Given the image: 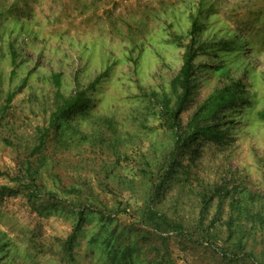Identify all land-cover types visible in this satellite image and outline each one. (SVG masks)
I'll return each instance as SVG.
<instances>
[{
	"label": "rangeland",
	"instance_id": "obj_1",
	"mask_svg": "<svg viewBox=\"0 0 264 264\" xmlns=\"http://www.w3.org/2000/svg\"><path fill=\"white\" fill-rule=\"evenodd\" d=\"M55 74L86 105L50 125ZM3 185L18 192L0 199V264H264V0H0ZM210 195L217 251L150 218L197 228Z\"/></svg>",
	"mask_w": 264,
	"mask_h": 264
},
{
	"label": "trees",
	"instance_id": "obj_2",
	"mask_svg": "<svg viewBox=\"0 0 264 264\" xmlns=\"http://www.w3.org/2000/svg\"><path fill=\"white\" fill-rule=\"evenodd\" d=\"M200 32H201V25L199 24V15L196 16L191 24V29H190V40L188 41L187 44L184 45L185 47V52L183 56V62L180 67V70L173 82V88H179V95H178V108L175 111L174 117L177 119L179 112L185 107L186 102L188 98L192 95L193 87H194V75H195V70H196V59L201 52V46L199 45L200 43ZM16 51L14 49H11V62H12V71H11V77H13L16 74V67H17V61H16ZM102 75H100L97 79L96 82L100 80ZM53 84L55 89L57 90V98H59V103H56L57 107L56 109L52 112L50 116V125H53V121L58 120L60 117L63 115H66L70 110H72L75 107H80V109L86 105L84 101H82V95L84 92H78L76 93L75 96H68L65 97L61 91V81H60V75L55 74L53 76ZM16 92L15 91H9L7 94V103H11L13 98L15 97ZM174 127H177L180 129V122L175 121ZM195 134V133H194ZM176 150L175 153L173 151V154H178L179 150L181 151L183 145L185 144L186 140L182 139L181 132L176 130ZM215 140L220 141V133H216ZM28 173L30 182L28 185H26V188H28V194L32 196H37L38 193L35 191L36 184H35V179L33 177V174L29 173V169L26 171ZM32 184V185H30ZM17 188L14 187H9L6 185H3L0 187V199L4 197V195L7 194V196H12L15 195L18 191H16ZM213 197L210 195L208 198H205L203 201L206 203L204 205L203 209L200 211L201 215L196 223V227H188L186 228L183 224L182 218L179 217H174L170 218L166 215V213H159V211H156L154 209H151L150 213V218L155 222L156 226L159 228L161 227V224L167 225V227H170L174 233L177 235H180L184 237L185 239L196 242V243H207L209 246L213 247L215 251L219 248V245L214 242L211 243V240H215L214 235L211 233V227H206L204 226V217H206V210L208 209V203L212 201ZM220 205H223V198L219 200ZM234 205V199H232L231 206L233 207ZM219 216V215H218ZM156 220H160L162 223L160 224L159 222H156ZM215 219H213L214 222ZM258 220L261 223H264V217L261 215H258ZM231 223V220L229 221ZM228 223V224H229ZM71 238V237H70ZM69 238V240H70ZM229 238L230 235H229ZM211 243V245L209 244ZM229 243V240L224 241V244ZM227 256V253L224 254ZM230 258V257H228Z\"/></svg>",
	"mask_w": 264,
	"mask_h": 264
}]
</instances>
